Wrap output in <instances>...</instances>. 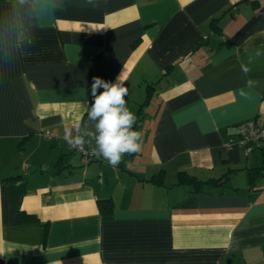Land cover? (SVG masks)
<instances>
[{"label": "crops", "instance_id": "obj_1", "mask_svg": "<svg viewBox=\"0 0 264 264\" xmlns=\"http://www.w3.org/2000/svg\"><path fill=\"white\" fill-rule=\"evenodd\" d=\"M121 73L141 149L113 167L64 133ZM249 121L264 0H0V264H264Z\"/></svg>", "mask_w": 264, "mask_h": 264}, {"label": "clouds", "instance_id": "obj_2", "mask_svg": "<svg viewBox=\"0 0 264 264\" xmlns=\"http://www.w3.org/2000/svg\"><path fill=\"white\" fill-rule=\"evenodd\" d=\"M19 3L26 4L28 0H19ZM125 84L123 73L114 82L93 77L90 88L92 101L87 112V119L93 128L76 122L64 133L70 147L83 148L86 143H94L92 151L113 167L118 166L125 155L141 149V132L135 128V113L127 107L125 97L128 88Z\"/></svg>", "mask_w": 264, "mask_h": 264}, {"label": "built area", "instance_id": "obj_3", "mask_svg": "<svg viewBox=\"0 0 264 264\" xmlns=\"http://www.w3.org/2000/svg\"><path fill=\"white\" fill-rule=\"evenodd\" d=\"M236 130V140L228 142L227 146L236 144L241 147L246 154L254 151L255 149H264V124H258L255 121H249L237 125ZM42 135L47 138H51V134L48 131H43ZM92 147H88L86 144L83 146V148L70 147L68 145V148L72 152L80 154L87 161L104 160L102 157L97 156L92 151Z\"/></svg>", "mask_w": 264, "mask_h": 264}, {"label": "trees", "instance_id": "obj_4", "mask_svg": "<svg viewBox=\"0 0 264 264\" xmlns=\"http://www.w3.org/2000/svg\"><path fill=\"white\" fill-rule=\"evenodd\" d=\"M91 101H92V96L90 97V103H91ZM216 182H217L216 180H214V181L211 180V181H209V184H215ZM199 183L200 182H198V184ZM200 187L201 186H199V185L196 186V189L195 190L196 191H199L200 190ZM99 207H100V209H101L102 212H107L108 211V206L106 204H104V205L101 204Z\"/></svg>", "mask_w": 264, "mask_h": 264}]
</instances>
